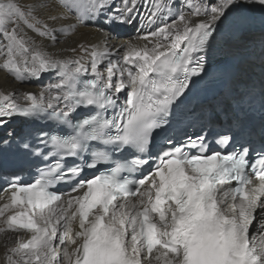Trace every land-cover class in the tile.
Here are the masks:
<instances>
[{
  "label": "snow or ice",
  "instance_id": "snow-or-ice-1",
  "mask_svg": "<svg viewBox=\"0 0 264 264\" xmlns=\"http://www.w3.org/2000/svg\"><path fill=\"white\" fill-rule=\"evenodd\" d=\"M140 7L0 0V71L20 83L55 77L39 92L0 90V124L44 121L39 144L20 147L51 161L0 194V234H17L3 264H264V137L259 149L240 143L237 120L215 133L216 148L197 134L153 151L154 134L206 74L213 41L257 16L264 27V0H151L155 29L114 43L111 25L132 23ZM87 23L101 39L70 56L50 51ZM64 181L70 192L52 190Z\"/></svg>",
  "mask_w": 264,
  "mask_h": 264
},
{
  "label": "bare ground",
  "instance_id": "bare-ground-1",
  "mask_svg": "<svg viewBox=\"0 0 264 264\" xmlns=\"http://www.w3.org/2000/svg\"><path fill=\"white\" fill-rule=\"evenodd\" d=\"M170 2L174 4L177 8H179L184 3V0H170ZM184 10L187 11L186 8ZM49 11H51V9L42 10L41 16L46 18ZM168 22L171 21L169 20ZM98 27L99 25H97L96 23H87L84 26L80 27L75 35L70 36L68 38H62L60 42L55 46V48H51L50 51L54 52L57 56H61V57L70 56L72 54L66 50L75 47L77 43L96 42L99 39H101L100 34L97 31ZM255 28L264 29V27L261 26L258 16L247 27L226 31L225 34L231 37V48L242 50L247 54V56L249 54H254L255 53L254 50L257 49L258 47L254 44H248L245 40H243V38L245 37V35L249 34V32L252 29L254 30ZM154 29L155 28L149 29L148 26L144 25V26H138L136 28H132L131 31L127 32L122 36H118L117 34L112 33L113 42L119 43L121 41H127L130 39L135 40L137 36H143L147 32ZM47 75H49V77L45 79L44 77ZM54 80L55 77H53L51 74L46 73V74H42L40 79H32L20 83L18 81L13 80L12 77L9 76L6 72L0 71V90H4L6 92L12 90H16L17 92H23V91L39 92L49 83L54 82ZM18 122H19L18 117H13L11 119L5 118V122L3 124H0V137L3 135L1 128L3 127L8 128L9 129L8 132H9L14 128L15 125L19 124ZM16 235L17 234L13 232H6L0 234V264H3L5 246L6 245L9 247L12 246L15 243Z\"/></svg>",
  "mask_w": 264,
  "mask_h": 264
},
{
  "label": "rangeland",
  "instance_id": "rangeland-1",
  "mask_svg": "<svg viewBox=\"0 0 264 264\" xmlns=\"http://www.w3.org/2000/svg\"><path fill=\"white\" fill-rule=\"evenodd\" d=\"M264 29L262 28H255L254 30L252 29L249 34L245 35L243 40H245L248 44L250 43H258L260 42L264 43ZM256 45V44H254ZM258 47V45H256Z\"/></svg>",
  "mask_w": 264,
  "mask_h": 264
}]
</instances>
